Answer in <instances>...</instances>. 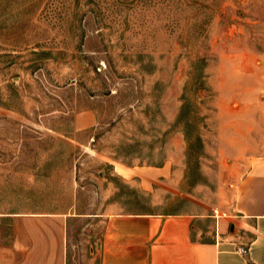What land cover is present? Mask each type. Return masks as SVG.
Segmentation results:
<instances>
[{
  "label": "rangeland",
  "instance_id": "1",
  "mask_svg": "<svg viewBox=\"0 0 264 264\" xmlns=\"http://www.w3.org/2000/svg\"><path fill=\"white\" fill-rule=\"evenodd\" d=\"M259 75L264 0H0V241L14 213L66 212L68 264H99L105 213L215 200L260 152ZM119 164L168 165L169 188Z\"/></svg>",
  "mask_w": 264,
  "mask_h": 264
},
{
  "label": "crops",
  "instance_id": "2",
  "mask_svg": "<svg viewBox=\"0 0 264 264\" xmlns=\"http://www.w3.org/2000/svg\"><path fill=\"white\" fill-rule=\"evenodd\" d=\"M259 77L261 86L264 75ZM260 109V152L234 155L246 160H233L215 200L175 213H105L99 264H264V103ZM246 134L239 131L234 140ZM114 174L149 195L156 184L169 188L163 181L171 167L119 164ZM72 220L66 212L12 214L10 237L0 241V264H68ZM240 246L249 252L239 253Z\"/></svg>",
  "mask_w": 264,
  "mask_h": 264
},
{
  "label": "built area",
  "instance_id": "3",
  "mask_svg": "<svg viewBox=\"0 0 264 264\" xmlns=\"http://www.w3.org/2000/svg\"><path fill=\"white\" fill-rule=\"evenodd\" d=\"M237 251L239 253L246 254V253L249 252V248L248 247H245V246H240V247L237 248Z\"/></svg>",
  "mask_w": 264,
  "mask_h": 264
}]
</instances>
